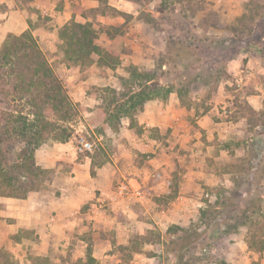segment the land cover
Instances as JSON below:
<instances>
[{"label": "crops", "instance_id": "crops-1", "mask_svg": "<svg viewBox=\"0 0 264 264\" xmlns=\"http://www.w3.org/2000/svg\"><path fill=\"white\" fill-rule=\"evenodd\" d=\"M207 1L221 12L217 23L220 26L242 16L250 5L243 0ZM161 2H149L155 6L154 11L149 10L155 18ZM105 5L109 10L103 13L101 9ZM225 8L229 10L226 17ZM79 9L94 10L95 14L84 15ZM113 9L128 16L114 14ZM136 11L134 0H0V46L8 34L18 35L27 29L37 40L39 36L43 44L56 42L59 29L73 18L100 23L108 29L117 26L118 20L126 23L131 19L124 26L125 38L122 37L128 50L125 58H121L125 63L128 56H135L132 50L136 48L131 44L141 39V29L158 33L157 26H150L143 19L142 27H137L134 24ZM224 33L213 34L220 38ZM248 56V53H240L229 61L225 69L227 77L217 82L212 95L205 93L208 84L200 74L194 75L197 78L190 82L185 73L175 85L158 81L172 91L165 98L156 96L147 100L134 115V125L127 115L121 117L115 131H94L86 121L93 138H108L100 141V147L92 153L77 151L81 136L78 131L66 142L39 147L35 153L36 163L52 175L25 198L0 196L1 234L24 229L33 231L39 254L50 256L53 262L63 260L76 264L90 255L92 264H163L165 241L171 237L168 229L174 225L187 227L197 220L208 206L204 187L224 184L231 175L227 170L231 169L232 155L241 149L235 147L234 141L249 137L248 117L238 110L233 91L252 84L254 89L244 97L256 112L264 110V84L255 79L257 74H264V66L254 69V61ZM246 65L251 78L248 76L243 86L232 91L233 81L243 73ZM200 68L188 70L185 67V70L196 74ZM84 73L73 66L65 69V86L76 104L89 106L96 102L85 90L91 81L100 87L119 89L121 86L93 75L85 79ZM109 77L114 78L111 74ZM123 179L142 191L141 196L133 197L130 208H126L124 199L114 198L113 194L116 184ZM242 226L227 235L236 242L239 240L238 243L252 253L247 238L239 237ZM151 230L160 233L158 244L161 247L156 249V242H145L140 251L134 252L125 247L136 235ZM58 249L62 255L52 257L51 253ZM123 250L130 252L128 259Z\"/></svg>", "mask_w": 264, "mask_h": 264}, {"label": "rangeland", "instance_id": "rangeland-1", "mask_svg": "<svg viewBox=\"0 0 264 264\" xmlns=\"http://www.w3.org/2000/svg\"><path fill=\"white\" fill-rule=\"evenodd\" d=\"M150 1L151 0L135 1L137 11L134 24L137 27H142L141 21L145 20L146 17L145 14H142V11H145L146 13L148 12L151 15L152 13L149 10L154 11L155 6L152 4L150 5ZM262 1L264 0H243V3L248 5L253 4L254 6L255 2L263 3ZM228 12L229 10L225 8V17ZM87 14L91 16L94 15L91 12H88ZM220 14L221 12L217 11L207 0H162L161 7H157L156 9V15H158V17L155 18L156 22H148L150 26H157V28H159H156L158 33L151 32V29H148V32H145L146 29H141V35H144L145 37L142 38L140 35L141 39L134 40V45L131 44V47L133 46V48H136V51L132 50L135 56L133 58L128 56L129 59L127 61L125 60V63L121 62L116 68L103 67L97 64L87 65L85 67L74 64L71 60L58 54L59 39L52 43H50L51 41H48V44L44 43L45 45L40 40L39 36H37L39 41L36 40L40 48L50 60V63L63 81L64 85L65 69L71 68L72 66L85 71L83 75L85 79L93 75L94 77L106 78L108 82L114 86H116V83L119 85L121 84L119 89L113 86H107L120 92L140 89L141 86L139 87V84L142 81L131 76V70L134 68L139 71H145V69L149 68L153 69L155 72H151V75L155 77V82L163 80L165 84L175 85L176 82L179 83L182 75L185 73L189 75V79L192 80L194 78V75L196 74L190 73L189 71L186 72L185 67L183 66L186 63L191 62V60L197 59V64L202 65L203 67L201 71L197 72V74H202V79L207 81L208 87L207 92L205 93L212 95L218 84V81H215L214 79L215 75L219 76V80L224 77L226 78L227 72L225 69L227 64L231 59L236 58L235 56H237V54L248 53V58L251 57L254 61V69L256 66H264V20L260 18L259 20L256 19L252 22L249 17L239 20V18H241L239 15L236 16L237 19H233L229 23L220 26L217 24ZM129 20L131 19H128L126 23H129ZM115 23L117 26H112L109 30L115 35L114 39L111 40L108 38L109 34L106 32L108 31V28H104L102 29L98 40L100 45L105 47H119L121 42L123 43L122 37L125 38L124 26H126V23L119 20ZM122 23H124L123 26H119ZM228 25H236L242 29L239 33L232 34L231 28H227ZM250 29H253L252 34H247ZM223 31H225L224 36L226 41L222 49H209L204 45L200 55L195 56L196 58L193 59H182V64L180 63L181 65L179 67L173 66L174 60L171 61L167 58L169 45L175 40H185V42L187 41V43L193 44L195 39H201L204 41V39L208 37V33L215 36L218 32ZM242 32L244 33L243 35H241ZM213 33L216 34L214 35ZM224 36L220 37L219 40H222ZM206 43L204 41V44ZM150 47H152V50L148 51ZM127 53L128 50L123 54V58H125ZM174 58L175 57H171V59ZM208 67H211L210 70H208ZM163 70L166 72L163 73ZM244 71L245 73H248L251 78V71L247 65L244 67ZM110 74L113 75L114 78H110ZM257 75L255 79L259 83L264 84V74ZM195 86L196 85L193 87ZM232 86V91L239 88L236 85L235 80L233 81ZM11 88L12 86L9 78L0 73V109L10 110L15 108L27 113L29 111L28 106H26L24 101L14 100L15 98L12 96ZM101 88L104 87H100L94 84V82L92 84V81L86 84V94L93 97L96 101L89 106L80 102L76 104L71 99L75 106V114L69 123L73 134H76V131H78L82 136L94 139L90 133L92 130L86 125V121L91 123L94 131H115L107 126L105 122L109 117V114L105 113L107 102L104 100L108 93L101 90ZM193 89L194 88H192V90ZM251 89H254L253 85L247 83L245 87L239 89L240 91L235 90L232 94L237 101L236 105L238 106L240 113H245L248 117L246 122L247 129L251 130L248 133L249 137L246 138L248 141L245 142L246 140H243L242 138L234 141L235 147L241 149H239L236 155H232L233 162L231 163V169L227 170V174L231 175H228L224 184L221 183L214 187H204L206 189L204 190V198L207 200V205H211L212 209L215 208V202L219 201L216 206V211H220V214L223 212V203H225V201L233 202L239 198L240 194L244 195V199L233 206L238 210L239 218L237 217L232 221L230 220L228 223H230V226L239 225V227L243 224H247L246 226H242L243 230L239 235L240 238L245 240L247 237H249V239L252 237L264 238V110L258 113L249 106L244 96L248 92H251ZM66 90L68 92V88H66ZM118 125H120V122ZM106 138L107 137H103L101 141L104 142ZM99 147L100 142H97L95 150ZM259 161L261 162L259 163ZM51 175L52 173L49 170L42 172L39 177V187L43 186L44 181L47 178H50ZM206 192L210 193L209 197H205ZM206 207L208 206H205V208ZM200 214L195 221L200 220ZM247 227L249 229L248 232ZM218 229L219 230L206 236V238L204 237V242L198 243V248L195 249L194 252L186 254L182 261L180 259V254L183 251L172 253L166 246V243L170 242L171 239H177V237L183 235L182 231H177L176 234L170 237L169 241H165L166 249L163 250V256L161 259L163 260V264H240L241 261H243V264H264V250L261 252L253 250L254 252L252 251V253H249L250 250L243 244L238 243L239 240L236 242L234 238H230L231 235L228 236L225 234V229H227L225 222L222 225H219ZM15 235L19 238L17 239ZM36 241L37 236H35L34 232L30 230L24 229L18 233L2 232L1 234L0 232V253H7L9 257L16 262L33 264L31 259L32 256H45L39 254V249L35 247ZM158 242H156V249L161 247V244H158ZM69 252L70 251H68L66 255H69ZM61 253V249H58L56 252L51 253V256L62 255ZM123 254L125 255L124 257L128 259L130 252L123 250ZM48 257L51 259L50 256ZM89 257L91 256L89 255ZM53 263L68 264L64 263L63 260L55 261Z\"/></svg>", "mask_w": 264, "mask_h": 264}, {"label": "trees", "instance_id": "trees-1", "mask_svg": "<svg viewBox=\"0 0 264 264\" xmlns=\"http://www.w3.org/2000/svg\"><path fill=\"white\" fill-rule=\"evenodd\" d=\"M262 2H255L254 6L250 4L247 12L239 20L248 17L252 22L260 18L264 20V1ZM108 10L106 5L101 9L103 13ZM79 11L84 15L88 13L84 9H79ZM90 12L95 14L94 10ZM113 13L128 16L117 9H113ZM142 14L146 15L147 22H156L155 17L150 13L142 11ZM227 28H231L232 34L239 33L242 29L236 25H228ZM102 29L104 27L100 23L82 22L73 18L64 24L58 32V54L83 67L97 64L116 68L121 63V58L127 48L122 42L121 47L100 45L98 40ZM109 30L106 32L111 38H114L115 35ZM252 30L250 29L247 34H252ZM243 34L242 32L241 35ZM204 41L207 43L204 44ZM204 41L195 39L191 44L185 40H175L169 45L167 58L171 61L174 60L173 66L177 67L182 64V59H193L200 55L204 45L209 49H222L226 40L225 36L222 40H219L217 36H208ZM171 57L175 58L171 59ZM196 66L201 67V70L203 68L202 65L197 64V59L191 60L183 67L192 70ZM151 72L155 71L150 68L145 71H139L136 68L131 70V76L142 81L139 84V87L141 86L139 90L120 92L110 87L101 88L108 93L104 98L107 102L105 113L109 114L105 121L107 126L117 130L123 115L130 116L132 125H134V115L143 108L147 100L156 96L165 98L170 94L172 88L155 82V77L151 75ZM164 72L166 71L163 70ZM0 73L9 78L14 100L24 101L29 108L27 113L15 108L0 109V196L25 198L29 192L39 188L40 174L46 171L36 163V150L48 143L66 142L72 137L73 131L69 123L75 114V106L63 81L30 29L18 35L13 33L7 35L4 43L0 46ZM200 75L203 77L202 74ZM196 76L190 82L194 81ZM214 79L219 81V76L215 75ZM243 196L240 194L239 198L233 202L225 201L222 214L220 211H216V206L219 203L216 201L215 208L211 209V205H208L200 212L199 221H193L187 227L171 226L168 229L170 236L176 234L177 231H182L183 235L166 243L169 251L172 253L183 251L180 254L182 261L186 254H190L198 248V243L204 242V237L206 238L212 232L219 230V225L224 222L227 228L225 234L236 232L239 225L230 226L228 222L239 218L238 210L233 206L240 203L239 201L244 199ZM15 237L19 238L17 235ZM160 240V233L151 230L144 235H136L125 247L131 252L140 251L145 242H160ZM247 242L254 251L264 250V238L252 237L249 239L247 237ZM31 259L33 264H54L48 256L36 255ZM92 263L93 260L89 257L86 260L80 259L77 264ZM0 264L22 263L13 261L7 253L1 252Z\"/></svg>", "mask_w": 264, "mask_h": 264}, {"label": "built area", "instance_id": "built-area-1", "mask_svg": "<svg viewBox=\"0 0 264 264\" xmlns=\"http://www.w3.org/2000/svg\"><path fill=\"white\" fill-rule=\"evenodd\" d=\"M248 76H249L248 73H242L241 75L236 77L235 79L236 85L238 87L243 86ZM100 141L101 139H97V138L90 139L87 136L81 135L78 139L76 149L78 152L81 153H92L96 148V143ZM113 194H114V198L124 199L126 208H130L133 197L141 196L142 191L139 189H134L133 187L130 186L129 182L123 179L116 184ZM205 196L209 197L210 193H206Z\"/></svg>", "mask_w": 264, "mask_h": 264}]
</instances>
